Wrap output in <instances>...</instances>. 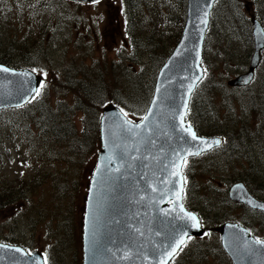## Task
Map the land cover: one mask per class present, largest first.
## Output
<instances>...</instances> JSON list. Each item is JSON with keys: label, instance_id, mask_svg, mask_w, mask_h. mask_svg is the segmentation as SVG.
Listing matches in <instances>:
<instances>
[{"label": "rangeland", "instance_id": "obj_1", "mask_svg": "<svg viewBox=\"0 0 264 264\" xmlns=\"http://www.w3.org/2000/svg\"><path fill=\"white\" fill-rule=\"evenodd\" d=\"M31 1L37 0H0V55L13 68L43 76L40 92L47 96L43 114L37 107L0 114V189L9 184L23 191V198H13L17 201L0 213V243L41 252L46 264H82V223L100 137L91 131L86 151L74 156L43 128L46 111L74 104L75 96L59 84L68 71L97 75L88 78L105 82L109 97L134 80L137 99L130 107L144 111L161 65L182 35L187 6L184 10L182 0H143L129 18L122 0H48L52 9L40 13L33 12ZM252 17L264 27V0H220L212 14L195 127L202 136L226 142L212 152L218 158L188 162V202L206 218L207 231L190 240L173 264H232L222 247L215 249L221 236L214 229L226 222L244 224L264 240V213L229 199L231 186L242 182L264 201V52L251 87L229 86L250 66ZM74 121L81 132V114ZM59 184L66 185L63 195L54 189Z\"/></svg>", "mask_w": 264, "mask_h": 264}, {"label": "water", "instance_id": "obj_2", "mask_svg": "<svg viewBox=\"0 0 264 264\" xmlns=\"http://www.w3.org/2000/svg\"><path fill=\"white\" fill-rule=\"evenodd\" d=\"M217 1L187 0L186 23L177 46L157 76L146 113H152L148 121L134 122L126 117L131 125L125 124L118 107L108 104L104 108L101 150L84 210L82 264H169L174 256L167 255L172 251L170 244L204 234L198 215L174 195L180 183L173 187L168 181L179 179L171 175L174 171L171 162L183 155L184 150L201 151L203 155L223 144L219 137L199 135L191 124L198 140L192 141L183 131L188 125L191 97L204 78L203 48ZM251 22L255 48L250 66L229 83L232 86L249 85L262 61L264 27L255 17ZM0 68L9 70L0 72V110L27 105L40 88L42 77L29 69L16 70L2 64ZM130 126L132 132L127 131ZM217 140L218 145L213 143ZM181 183L184 186V180ZM229 199L264 213V202L242 182L231 186ZM185 212L198 218L199 228L191 226L193 221L184 217ZM214 230L221 235L222 247L233 264H264V244H257L259 240L247 228L225 223ZM0 245L5 246L0 248V264H45L41 252L29 254L18 246ZM126 256L131 259H125Z\"/></svg>", "mask_w": 264, "mask_h": 264}, {"label": "trees", "instance_id": "obj_3", "mask_svg": "<svg viewBox=\"0 0 264 264\" xmlns=\"http://www.w3.org/2000/svg\"><path fill=\"white\" fill-rule=\"evenodd\" d=\"M122 9L123 12L129 16L132 12L136 10H141L143 8V0H122ZM180 1V0H179ZM183 3V9L186 10L187 6V0H182ZM33 12L34 13H40L45 10H51L52 5L48 0H37V1H31ZM186 15L182 18V24L185 23ZM181 37V36H180ZM179 41V39H178ZM177 41V43H178ZM177 45V44H176ZM173 51V50H172ZM171 51V52H172ZM169 53V55L171 54ZM169 57V56H168ZM166 57L164 59V64L167 60ZM7 58L0 55V64L6 65L11 67V65L6 61ZM29 64V63H28ZM162 64L161 67L164 65ZM33 67V65H30ZM13 68V67H12ZM78 73L72 72L70 73L68 71V79L67 81H61L59 82L60 85L64 89L69 90L73 95V98L75 96V102L71 107L65 106L63 104H66L65 102H62L59 104L56 109L50 108L51 111H46L45 118L47 117V121L43 120V128L46 129V132L50 135L51 139L55 140V142L59 143L63 149H67L72 155L79 156L80 154H83V151H86L84 148L88 145V139L86 138L89 136V133L91 131L95 132L98 136L99 134V128H100V118H101V109H103L107 104L113 103L114 105L124 109L125 112L128 113V116L134 120H138L142 118L147 110V106L145 110L142 109H134L130 106H135L136 104H132L131 102L135 101L137 99V91L136 87L134 85V80H129L127 88L128 90L124 92H115V94L111 97L108 96L109 88L103 81H94L91 78V76H97V75H91L88 74L87 76H76ZM105 78L104 76H102ZM139 77V76H138ZM117 83V82H115ZM117 87L116 85H114ZM252 86V85H251ZM249 86V87H251ZM244 88V89H248ZM232 88V87H231ZM243 90V89H240ZM200 86L197 88L195 93L193 94L190 110L188 114V122L195 124V110L196 106L198 105V95L200 94ZM44 94L35 98L31 103L26 105L23 108L20 109H13V111H26L32 107H37L42 114L44 113L45 108L47 107V96L43 98ZM40 99V100H37ZM129 105H127V104ZM7 111V110H6ZM5 111H0V114ZM81 114L82 116V123H83V129L81 132H79L76 124H75V117ZM195 119V120H194ZM200 131V130H198ZM221 137V136H219ZM224 143L226 142V138L223 137ZM224 147H221V149ZM220 149V148H219ZM219 149H216L214 151H217ZM220 149V150H221ZM213 155V158L215 156L218 158V155L209 153L204 156H211ZM212 161V160H208ZM186 179H187V186L188 189V178L189 173L188 169L186 168L185 171ZM19 186L16 185H9L5 186L4 188L0 189V213L4 211L6 206L13 205L17 199L12 200L13 198H23V191L18 190ZM23 189V188H22ZM57 194H65L66 185L65 184H59L54 187ZM186 204L190 210L196 212L200 216L201 213L197 211V209L189 204L188 197L186 196ZM204 220L205 226L206 224V218H202ZM190 246H186L184 250L181 252L182 255L186 253V250H188ZM216 250H221V246L218 245ZM184 253V254H183ZM181 254L177 256L174 261H178L182 256ZM224 258H226L225 255H223Z\"/></svg>", "mask_w": 264, "mask_h": 264}, {"label": "snow or ice", "instance_id": "obj_4", "mask_svg": "<svg viewBox=\"0 0 264 264\" xmlns=\"http://www.w3.org/2000/svg\"><path fill=\"white\" fill-rule=\"evenodd\" d=\"M91 2H92V3H99L100 0H91ZM203 23L206 24L207 21L205 20V21H203ZM8 71H9V70H8L7 68H0V72H5V73H7ZM40 87H43V85H41ZM40 95H41V92H40L39 89H37L35 96H36V97H39ZM34 98H35V97H34ZM154 103H155V102H154ZM186 107H187V105L185 104V108H186ZM120 112L123 114L124 123H125V124H129V125H131V122L128 121V120L126 119V117L128 116V113L125 112L124 109H122V108L120 109ZM151 116H152V113L149 112L148 115H146V116L143 117V119H144L145 121H148L149 118H150ZM120 118H121V117H117V119H120ZM108 119L111 120L112 117L109 116ZM181 119H183V117H181ZM135 127H140V125H135ZM127 131H128V132H132V131H133V127H131V126L128 127V128H127ZM183 131H184L185 133H188V134L190 135L192 141H196V140L199 139V138L197 137L195 131L192 130V127H191L190 124L187 125V126L183 129ZM205 143H207V142L205 141ZM213 143H215V144L218 145V144L220 143V141L217 140V141H214ZM201 154H202L201 151L192 152V151L184 150V154H183V155H178V156H177V159L171 162V165H172V167H173V169H174V171L171 173V175H172L173 177H178L179 179L170 180V181H168V183L172 184L173 187H175V185H176L177 183H180L179 191H177V192L174 193V195L177 197L178 200H182V199H183V192H184V186H183V183H181V181L184 180V177H183V175H182L181 169H182L183 167L187 166V164H188V156H197V155H201ZM109 159H110V158H109ZM180 207H181V211H183V205H182V203H181ZM184 217H186L188 220L193 221V223H192V225H191L192 227H195V228H199V227H200V224H199L198 218H197L195 215H193V214H191V213H187V212H185V213H184ZM184 217H182V219H183ZM185 235H186V234H185ZM189 239H190V237H189ZM256 243H257V244H264V241H256ZM185 244H186V241H185L184 239H180V240H179L178 242H176L175 244H170V245H169V248H171L172 251L169 252V253H167V255H169V256H171V255H175L176 252H177V249L182 250V247H181V246H182V245H185ZM3 247H5V246H4V245H0V248H3ZM16 251H19V249H16ZM124 258H125V259H131V257H127V256L124 257Z\"/></svg>", "mask_w": 264, "mask_h": 264}, {"label": "bare ground", "instance_id": "obj_5", "mask_svg": "<svg viewBox=\"0 0 264 264\" xmlns=\"http://www.w3.org/2000/svg\"><path fill=\"white\" fill-rule=\"evenodd\" d=\"M100 1H101V0H100ZM180 38H181V37H180ZM179 40H180V39H179ZM165 63H166V62H165ZM162 67H163V66H162ZM254 81H255V78H254V80H253L249 85H247V86H232V85H230V84H229V86L232 87V88H236V89H244V88H247V87L253 85ZM198 87H199V86L196 87L195 91L197 90ZM195 91H194V93H195ZM194 93H193V94H194ZM219 138H221V139L223 140V144H224V139H223L222 137H219ZM223 144H222L220 147L215 148L214 150L221 148V147L223 146ZM83 219H84V217H83ZM220 245H222V241H221V244H220ZM186 246H187V244L184 245V246L182 247V250H179V251L173 256V260H174L177 256H179V255L181 254V252L184 250V248H185ZM227 256H228V255H227ZM228 257H229V256H228Z\"/></svg>", "mask_w": 264, "mask_h": 264}]
</instances>
